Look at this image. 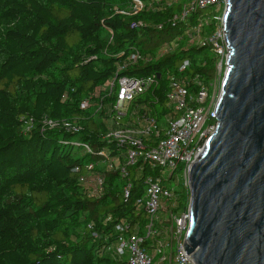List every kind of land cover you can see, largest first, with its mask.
<instances>
[{
	"label": "trees",
	"instance_id": "trees-1",
	"mask_svg": "<svg viewBox=\"0 0 264 264\" xmlns=\"http://www.w3.org/2000/svg\"><path fill=\"white\" fill-rule=\"evenodd\" d=\"M141 1L143 9L133 13V0H0V264H126L125 256L107 248L122 235L145 233L147 212L136 203L143 190L140 176L132 177L128 199L117 170L95 167L105 175L100 195L79 179L100 159L99 150L119 149L102 139L100 114L91 106L81 108V102L114 75L133 46L153 57L170 45L171 52L120 72L160 74L132 104L146 102L159 116L167 76L199 74L208 86L217 58L207 45L190 44L186 35L207 8L182 17L188 0ZM211 31L209 24L202 35ZM183 59L189 66L179 73ZM44 119L75 120L82 130L51 128ZM72 140L93 151L83 153ZM175 191L172 212L178 215L186 211L189 196L183 187ZM119 222L126 225L123 233L115 230Z\"/></svg>",
	"mask_w": 264,
	"mask_h": 264
},
{
	"label": "built area",
	"instance_id": "built-area-1",
	"mask_svg": "<svg viewBox=\"0 0 264 264\" xmlns=\"http://www.w3.org/2000/svg\"><path fill=\"white\" fill-rule=\"evenodd\" d=\"M224 1L188 0L181 11V16L185 17L197 7L212 10L186 31L190 44L207 45L217 58L216 72L208 86L200 82L199 74L191 79L186 74L169 75L161 115H152V108L146 102L132 106L141 94L157 84L159 78L155 74L131 77L120 72L132 63L157 59L174 48L165 45L152 57L133 46L126 59L118 61L114 75L89 96V99H95L93 104L89 99L81 102V108L91 106L94 113L100 114L105 128L102 139L114 142L119 149L115 154L105 148L99 150L100 159L87 165L88 175H80V181L91 193L100 195L104 191L105 175L101 171L96 172L95 167L102 166L105 171L117 170L126 181L123 196L128 199L132 177L140 176L142 180V194L136 203L147 212L145 233L141 235L136 231L131 235H122L114 246L107 248L125 256L126 264H195L191 254H187L183 247L188 227L187 209L178 215L172 209L178 194L175 191L177 187H183L189 196V166L216 126L215 104L220 92L216 94V90L218 82L221 83L227 57ZM143 7L141 0H133V13ZM209 24L212 31L203 36L202 29ZM188 66L189 60L183 59L178 72H185ZM191 81L197 86L195 91L190 89ZM155 102L157 105L158 98ZM44 121L51 128L59 125L69 133L82 130L81 124L75 120ZM71 143L83 153L93 151L86 142L72 140ZM74 170L78 172L79 168ZM125 229L124 222L115 225L118 232L123 233Z\"/></svg>",
	"mask_w": 264,
	"mask_h": 264
},
{
	"label": "water",
	"instance_id": "water-1",
	"mask_svg": "<svg viewBox=\"0 0 264 264\" xmlns=\"http://www.w3.org/2000/svg\"><path fill=\"white\" fill-rule=\"evenodd\" d=\"M224 4L216 126L188 169L183 247L195 264H264V0Z\"/></svg>",
	"mask_w": 264,
	"mask_h": 264
},
{
	"label": "rangeland",
	"instance_id": "rangeland-1",
	"mask_svg": "<svg viewBox=\"0 0 264 264\" xmlns=\"http://www.w3.org/2000/svg\"><path fill=\"white\" fill-rule=\"evenodd\" d=\"M206 13H212V10H207V12ZM223 71H224V67H223ZM223 71H222V73H223ZM222 73H221V75H222ZM222 77V76H221ZM221 79V78H220ZM219 82H218V85H217V92H216V94L220 91V87H219ZM171 185H174V183L173 182H171Z\"/></svg>",
	"mask_w": 264,
	"mask_h": 264
}]
</instances>
